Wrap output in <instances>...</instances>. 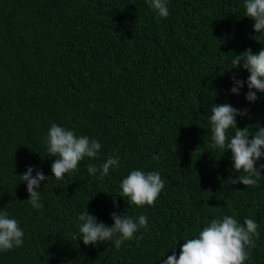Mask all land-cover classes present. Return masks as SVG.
<instances>
[{
    "label": "trees",
    "instance_id": "trees-1",
    "mask_svg": "<svg viewBox=\"0 0 264 264\" xmlns=\"http://www.w3.org/2000/svg\"><path fill=\"white\" fill-rule=\"evenodd\" d=\"M167 2L162 18L149 0H0V210L24 232L0 264H163L225 215L256 221L245 264H264V172L255 187L232 184L243 173L227 147H213L210 123L212 105L228 103L249 110L238 128L264 126V93L249 103L250 74L243 62L232 69L236 54L264 49V33L245 16V0ZM233 75L245 81L238 96ZM53 123L101 144L63 180L47 151ZM116 156L119 168L103 179L88 172ZM29 166L49 178L40 209L20 179ZM133 170L160 173L154 206L117 195ZM87 210L107 226L113 212L145 215L148 227L119 249L84 245L77 225Z\"/></svg>",
    "mask_w": 264,
    "mask_h": 264
},
{
    "label": "clouds",
    "instance_id": "clouds-1",
    "mask_svg": "<svg viewBox=\"0 0 264 264\" xmlns=\"http://www.w3.org/2000/svg\"><path fill=\"white\" fill-rule=\"evenodd\" d=\"M157 15L162 18L169 16L167 0H149ZM245 16L254 20L256 33H264V0H245ZM243 62V69L250 74L247 78L249 91L245 98L249 103L258 100L257 92L264 93V49L254 54L251 48L242 54H236L232 59V69H239ZM233 87L230 89L234 95H240L245 81L232 77ZM211 132L213 147L224 149L232 153V162L235 172L243 173L232 178V184H243L255 187L264 172V164L258 161L264 157V126H260L255 134L248 127L243 129L237 126V117L248 116V109H237L231 104H213L211 108ZM235 129L234 135L229 139L228 132ZM101 149V144L87 136H77L73 130H68L53 123L47 135V151L50 157H55L51 171L55 179L63 180L66 174L77 170L79 163L87 158H96ZM153 159L158 160V156ZM119 156L109 157L100 168L88 166L92 175L100 174V178L109 175L110 169H118ZM31 166L20 176L27 185L30 195L28 202L35 209H40L41 182L48 180L43 171H36ZM165 184L158 171L145 173L141 170L131 171L121 182V192L117 195L128 198L130 205L137 207L154 206ZM115 197V195H114ZM113 203L119 207L115 198ZM112 226L98 222L96 216L89 214L88 210L78 216L80 223L77 225L79 240L84 245H99L111 242L119 249L128 240L137 238L135 234L140 228L147 229L148 219L145 215L133 218L125 214L113 212ZM258 225L255 220L245 218L241 225L236 218L225 215L223 219H214L209 225L199 231L196 238L187 239L180 248L179 256L175 250L173 254L163 260V264H245L250 258L248 249L255 247V239L259 238ZM24 232L16 219L10 218L9 213L0 210V252H7L23 245ZM142 238V237H140Z\"/></svg>",
    "mask_w": 264,
    "mask_h": 264
}]
</instances>
